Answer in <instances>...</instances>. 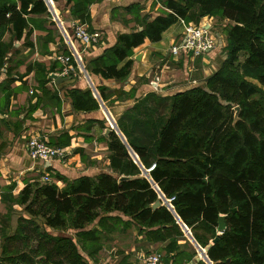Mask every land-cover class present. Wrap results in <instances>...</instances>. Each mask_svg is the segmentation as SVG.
I'll list each match as a JSON object with an SVG mask.
<instances>
[{"label": "trees", "instance_id": "16d2710c", "mask_svg": "<svg viewBox=\"0 0 264 264\" xmlns=\"http://www.w3.org/2000/svg\"><path fill=\"white\" fill-rule=\"evenodd\" d=\"M98 1L65 4L73 19L89 25L88 7ZM162 3L170 13L150 22L148 17L139 19L138 5L125 8L142 30L119 34L111 48L88 62L87 71L103 80L124 81L133 50L145 39L159 42L178 20L190 23L214 16L232 24L225 32L221 67L203 87L170 96L148 93L126 109L116 122L125 144L112 131L102 137L111 173L72 181L56 175L65 184L62 189L34 181L17 196L12 194L13 185L0 187V203L6 208L0 229L10 226L14 207L22 213L13 234L3 239L0 264H88L82 254L91 258L98 253L101 237L117 224L113 213L129 218L140 233L153 234L152 242L169 240L163 249L169 263L181 254L176 253L181 225L203 249L217 234L218 217L225 215V230L206 253L207 259L211 264H264V0ZM48 9L44 0H0V72L12 47L2 41L4 35L10 31L14 40L24 37L26 44V17ZM34 66L38 84L49 82V72ZM4 76V87L20 79L12 76L10 67ZM97 91V98L105 102V89ZM43 96L53 105L59 102L55 92L44 91ZM68 96L75 112L100 107L90 90L71 88ZM159 195L168 206L152 209Z\"/></svg>", "mask_w": 264, "mask_h": 264}, {"label": "crops", "instance_id": "0c3cea01", "mask_svg": "<svg viewBox=\"0 0 264 264\" xmlns=\"http://www.w3.org/2000/svg\"><path fill=\"white\" fill-rule=\"evenodd\" d=\"M51 5L43 15L26 17V44L24 37L20 41L14 40L10 31L2 39L5 44H12L6 68L12 69V76L20 77L4 87L1 84L5 80V72H0V187L13 185V196H17L27 183H41L44 176H48L50 183L62 189L65 184L57 180L56 175L72 181L81 176L95 177L100 173H111L108 169L107 145L99 140L97 129L101 128L100 137L107 130L111 132L114 124L117 127L116 122L122 113L148 93L170 96L196 86L203 87L205 81L221 67L225 59L222 53L226 43L225 35L222 27L219 28L218 24L215 26L211 21L213 17L201 18L199 25L208 28L216 36L218 46L214 50L202 58L171 56L170 49L180 40L183 32V26L177 21L162 34L159 42L151 43L145 39L142 45L133 50L130 58L133 64L124 81L103 80L87 71L88 62L111 48L119 34L142 30L138 27V21L125 8L138 5L139 19L148 17L149 22L158 16L164 17L170 11L164 8L160 0L95 2L88 7L90 24L86 25L91 31L102 33L101 42L96 47L83 48L71 37L70 21L67 20H78L70 16L65 0H57ZM58 20L62 22V30ZM223 22L229 23L226 20ZM64 33L68 34L72 48L77 50L90 81L69 80L55 84L48 78L50 74L65 78L61 76L62 65L54 60L55 55L67 56L71 53ZM135 57H139V61H135ZM34 64L41 65L45 72H49L46 78L49 82L41 86L38 84ZM71 88L90 90L94 96L98 95V88H104L106 101L102 102L103 108L89 113L73 111L68 96ZM44 91L55 92L59 102L53 105L46 100ZM128 93L132 94L131 98L126 97ZM111 101L113 104L107 107L106 104ZM33 133H40L46 137L50 146L64 151L60 160L50 163L49 171L44 168L45 163L40 165L32 162L27 155L25 139ZM58 145L63 146L59 148ZM14 208L21 210L19 207ZM111 217L119 220L117 219L111 232L104 233L101 237L98 253L91 258L82 254L88 259V264H136L146 252L163 250L170 242H152L153 234L146 236L145 233H140L134 224L129 223V218L118 213H113ZM92 227L97 225L87 229ZM43 229L51 235L54 234L46 227ZM69 233L73 236L72 231ZM185 234L179 237L177 245H189L187 251L191 258L195 254L192 258L194 262L199 246L192 244ZM162 252L164 254V250ZM176 253L171 256L174 258ZM190 263L182 259L179 264ZM169 264L177 263L173 259Z\"/></svg>", "mask_w": 264, "mask_h": 264}, {"label": "built area", "instance_id": "2783aa9c", "mask_svg": "<svg viewBox=\"0 0 264 264\" xmlns=\"http://www.w3.org/2000/svg\"><path fill=\"white\" fill-rule=\"evenodd\" d=\"M44 1L48 8H51L52 5L49 0ZM178 21L183 26V32L180 40L171 47V56L177 58L204 57L218 46L216 36L208 31V28L199 24L185 23L183 20ZM58 24L62 30L61 20H58ZM70 26L72 39L81 47H96L101 42L102 33L100 31H90L86 24H82L79 21L70 20ZM64 37L71 47V53L67 56H54V60L62 65L61 76L72 77L77 81L81 79L90 81L84 65L80 62L77 50L73 49L70 44L68 34L64 33ZM25 148L30 160L32 162H38L40 165L60 160L64 154L63 150L50 146L46 137L40 133H33L27 136L25 139ZM42 182L50 183L48 176H44ZM161 258V254L156 251H150L142 256L140 264H161Z\"/></svg>", "mask_w": 264, "mask_h": 264}, {"label": "rangeland", "instance_id": "374dc122", "mask_svg": "<svg viewBox=\"0 0 264 264\" xmlns=\"http://www.w3.org/2000/svg\"><path fill=\"white\" fill-rule=\"evenodd\" d=\"M162 1L163 0H160V2H161V4L163 5V3H162ZM211 21H213V23H215V26L218 24L219 25V28L220 27H222V30H223V33H224V35H226L225 34V32L227 31V29L230 27V26H232V24L231 23H225V22H223V21H221L220 19H219V17H216V16H214L213 17V19L211 20ZM190 23H192V24H195V25H198L199 24V21L198 22H190ZM225 42H226V36H225ZM225 46H226V43H225ZM222 53L224 54V56L226 55L225 54V49H223V51H222ZM199 58H202V57H199ZM239 64H241L243 61H244V53H240L239 54ZM204 86V85H203ZM196 87H198V86H196ZM129 94V93H128ZM98 96V95H97ZM97 96H96V98H97ZM129 97L131 98L132 97V94H130L129 95ZM128 97V98H129ZM122 98V97H121ZM98 99V98H97ZM98 101H99V104H100V107H102L103 108V104H102V102L98 99ZM113 101H111L110 103H107L106 104V106L107 107H110L113 103H112ZM100 107H99V109H100ZM235 111H238V108H236V110ZM115 125V127L113 126V129H111V131L114 133V134H116L118 137L121 135L120 133H119V131H118V129H115V128H117L116 127V124H114ZM97 132H98V135H99V140L100 141H102V143H104V140L102 139V137H100V134H101V128H98L97 129ZM121 139V138H120ZM121 141H123V143L125 144V141L124 140H121ZM41 183H43V182H41ZM14 210L16 211L15 212V214L13 215H10L11 216V218L10 219H8V220H10V226L8 227V228H6V230H1L0 229V254H1V246L3 245V239L6 237V236H10V235H12L13 234V232H14V229H15V227H16V220H17V218L19 217V216H22V213H21V211L18 209V208H14ZM5 213H6V208H5V206L3 205V204H1L0 203V219H2V217L4 216V217H6V215H5ZM23 216H25V215H23ZM180 229H181V231L183 232V234L185 233V230H187V231H189V229H187L185 226H180ZM185 229V230H184ZM189 235L191 236V233H190V231H189ZM185 236H187L186 234H185ZM189 238V237H188ZM191 238H192V236H191ZM187 241V240H186ZM189 241L192 243V244H194V240H190L189 239ZM188 241V242H189ZM189 242V243H190ZM189 246V245H188ZM187 245H184V246H182V247H179V248H177L176 249V252L178 253V252H180L181 251V253L182 254H178L177 255V257L175 258V262L177 263V264H179L180 263V261L182 260V259H186L187 261H188V259H190V255H189V253H188V251H187V247H188ZM195 247V246H194ZM200 249H202V248H200ZM163 250H159L157 253H159V254H161V256H162V258H161V264H169V261L167 260L168 259V257H166V256H164V254H163V252H162ZM197 252H198V250H197ZM146 253H148V252H146ZM145 253V254H146ZM183 255V256H182ZM182 257V258H181ZM137 263L138 264H140V262H138V260H137ZM136 263V264H137ZM197 264H211V262L209 261V260H206V259H201V261H200V263H197Z\"/></svg>", "mask_w": 264, "mask_h": 264}, {"label": "water", "instance_id": "95a60500", "mask_svg": "<svg viewBox=\"0 0 264 264\" xmlns=\"http://www.w3.org/2000/svg\"><path fill=\"white\" fill-rule=\"evenodd\" d=\"M67 21H70V20H67ZM9 57H10V54H7V56L5 57V64H4V67H3V72H5L6 65H7L6 62H7V60H8ZM134 59H135V61H139L140 58H139V57H135ZM48 78H49L50 80L54 81L55 84L64 83V82L70 80V77L58 78L55 74H50V75L48 76ZM114 127H115V125H114ZM115 129H117V128H115ZM108 133H110V130H107V131L105 132V134H104V137H105V138L107 137ZM120 138H121V140H123V138H122L121 135H120ZM49 167H51V164H50L49 162H47V163L44 164V168H45V169H46V168H49ZM121 179H125V178H121ZM163 205L168 206L167 203L164 201L163 197H162L161 195H159V197H158V199L156 200V202L152 205V209H156V208H158V207H160V206H163ZM235 211H236L235 209L231 210L232 213H234ZM181 226H183V225H181ZM184 230H185V229H184ZM224 230H225V215H220V216L218 217L217 227H216V232H217V234H216L215 238L212 239V240L208 243L207 246H205L203 249H200L199 247H197V245H196L195 242L193 241V242H194V245L197 247V250H198V256L195 258L194 262H198V261H200L202 258L208 260L207 257H206V253H207L208 250L212 247V245H214V244L220 239L221 234H222V232H223ZM185 233H186V235L189 237V239L192 241L193 238H191V236L189 235L188 231L185 230ZM194 262H191L190 264H194ZM228 262H229V260H228Z\"/></svg>", "mask_w": 264, "mask_h": 264}]
</instances>
